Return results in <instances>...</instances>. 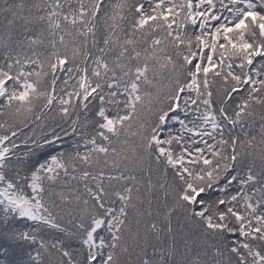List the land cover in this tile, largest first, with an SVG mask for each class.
I'll return each instance as SVG.
<instances>
[{
  "label": "snow or ice",
  "instance_id": "6c2138e0",
  "mask_svg": "<svg viewBox=\"0 0 264 264\" xmlns=\"http://www.w3.org/2000/svg\"><path fill=\"white\" fill-rule=\"evenodd\" d=\"M0 241L264 264V0H0Z\"/></svg>",
  "mask_w": 264,
  "mask_h": 264
},
{
  "label": "trees",
  "instance_id": "16d2710c",
  "mask_svg": "<svg viewBox=\"0 0 264 264\" xmlns=\"http://www.w3.org/2000/svg\"><path fill=\"white\" fill-rule=\"evenodd\" d=\"M6 243L3 241H0V260H7L8 264H13V262L16 260V256L14 254H10L8 256L3 255V248L6 247Z\"/></svg>",
  "mask_w": 264,
  "mask_h": 264
}]
</instances>
